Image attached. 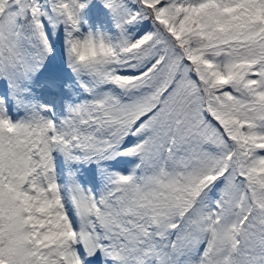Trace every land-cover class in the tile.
Returning <instances> with one entry per match:
<instances>
[{"label": "snow or ice", "instance_id": "6c2138e0", "mask_svg": "<svg viewBox=\"0 0 264 264\" xmlns=\"http://www.w3.org/2000/svg\"><path fill=\"white\" fill-rule=\"evenodd\" d=\"M0 264H264V0H0Z\"/></svg>", "mask_w": 264, "mask_h": 264}]
</instances>
